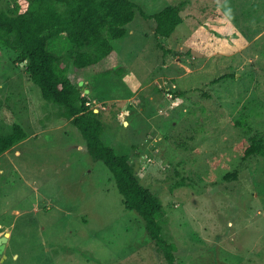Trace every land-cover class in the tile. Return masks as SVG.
Instances as JSON below:
<instances>
[{"label":"rangeland","instance_id":"374dc122","mask_svg":"<svg viewBox=\"0 0 264 264\" xmlns=\"http://www.w3.org/2000/svg\"><path fill=\"white\" fill-rule=\"evenodd\" d=\"M133 1L112 40L123 71L83 86L104 140L132 162L154 157L136 172L162 199L180 264H264V156L239 146L264 134V0H184L171 37L149 16L182 0ZM61 110L0 48V131L28 133L0 157V264H168Z\"/></svg>","mask_w":264,"mask_h":264},{"label":"trees","instance_id":"16d2710c","mask_svg":"<svg viewBox=\"0 0 264 264\" xmlns=\"http://www.w3.org/2000/svg\"><path fill=\"white\" fill-rule=\"evenodd\" d=\"M3 1L0 0V48L9 52L13 63L26 66L29 79L40 86L43 97L60 106L62 116L79 129L90 154L107 164L125 207L142 216L168 264H180L176 243L163 232L162 199L136 174L139 159L132 162L131 154L119 153L106 143L101 110L87 103L97 94L96 89L91 87L85 92L80 84L81 79L88 86L96 78H111L123 71L122 57L112 40L129 32L128 24L136 16L137 4L133 0ZM185 3L182 0L167 4L149 16L155 20L157 36L171 37L184 22L181 10ZM164 48L169 53L175 51ZM229 75L235 74H224L217 80ZM27 136L20 122H13L7 132L0 131V155ZM239 146L244 148V157L264 156V134L258 132L251 142L243 141Z\"/></svg>","mask_w":264,"mask_h":264},{"label":"built area","instance_id":"2783aa9c","mask_svg":"<svg viewBox=\"0 0 264 264\" xmlns=\"http://www.w3.org/2000/svg\"><path fill=\"white\" fill-rule=\"evenodd\" d=\"M88 104L92 105L91 103L92 102H87ZM122 116V114H121ZM146 153V154H144ZM143 154H141L140 158H139V161H140V168L143 170H147L148 166H150V163L151 161H153L154 157L152 155H150L149 153L147 152H144ZM137 174L139 172H136Z\"/></svg>","mask_w":264,"mask_h":264},{"label":"water","instance_id":"95a60500","mask_svg":"<svg viewBox=\"0 0 264 264\" xmlns=\"http://www.w3.org/2000/svg\"><path fill=\"white\" fill-rule=\"evenodd\" d=\"M80 84L83 85V86H85L84 80H81L80 81ZM85 90L87 92H89V89L88 88H85ZM95 110L98 111V109H95ZM8 235H9V233L7 232V233H5V234H3V235L0 236V258L2 257V252L4 251V249L6 247V243H7V240L9 238Z\"/></svg>","mask_w":264,"mask_h":264},{"label":"crops","instance_id":"0c3cea01","mask_svg":"<svg viewBox=\"0 0 264 264\" xmlns=\"http://www.w3.org/2000/svg\"><path fill=\"white\" fill-rule=\"evenodd\" d=\"M125 122H127V121H125ZM18 143H19V142H18ZM16 145H17V144H16ZM13 147H14V146H13ZM11 148H12V147H11ZM11 148H10V149H11ZM10 149H8L7 151H9ZM7 151H5V152H7ZM3 154H4V153H2L1 155H3ZM1 155H0V157H1Z\"/></svg>","mask_w":264,"mask_h":264},{"label":"clouds","instance_id":"9594fccd","mask_svg":"<svg viewBox=\"0 0 264 264\" xmlns=\"http://www.w3.org/2000/svg\"><path fill=\"white\" fill-rule=\"evenodd\" d=\"M90 106H92V105H90ZM96 109H98V108H96ZM99 111V110H98ZM137 174V173H136Z\"/></svg>","mask_w":264,"mask_h":264}]
</instances>
